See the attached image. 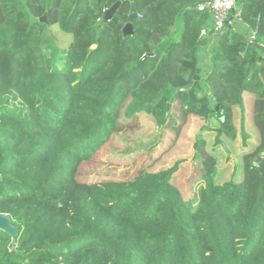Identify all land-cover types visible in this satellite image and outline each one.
<instances>
[{
	"label": "trees",
	"instance_id": "1",
	"mask_svg": "<svg viewBox=\"0 0 264 264\" xmlns=\"http://www.w3.org/2000/svg\"><path fill=\"white\" fill-rule=\"evenodd\" d=\"M209 1L0 0V214L18 227L14 246L0 231V264H264V0H235L240 21L206 49ZM246 98L256 143L217 184L214 147L236 141ZM138 114L172 144L190 119L215 133L192 145L190 198L179 161L131 180L83 170Z\"/></svg>",
	"mask_w": 264,
	"mask_h": 264
},
{
	"label": "rangeland",
	"instance_id": "2",
	"mask_svg": "<svg viewBox=\"0 0 264 264\" xmlns=\"http://www.w3.org/2000/svg\"><path fill=\"white\" fill-rule=\"evenodd\" d=\"M57 39L65 44L68 37L57 33ZM252 102L245 100V113L243 119L238 110L233 114V126L236 130V141L227 139L223 141L228 145V151L220 146L214 147L217 157V175L215 182L221 184L234 176V169L240 164L242 154L246 148L252 147L257 140V133L250 124L249 106ZM125 130L113 137L112 143L99 155V162L83 167L90 169L95 181L104 180H131L142 166L152 165L153 170L168 169L174 163L180 162L178 172L173 178V184L190 198L196 192L197 182L200 179V168L193 161V143L201 134L207 142V149L211 151L215 133L202 131V124L190 119L184 127L176 144L171 141L173 133L157 130L154 122L145 114H138L133 119L121 117ZM243 121V134L248 136L245 145L240 124ZM211 127L216 129L219 124L215 121ZM256 163V162H255ZM241 176V175H240Z\"/></svg>",
	"mask_w": 264,
	"mask_h": 264
},
{
	"label": "built area",
	"instance_id": "3",
	"mask_svg": "<svg viewBox=\"0 0 264 264\" xmlns=\"http://www.w3.org/2000/svg\"><path fill=\"white\" fill-rule=\"evenodd\" d=\"M197 9L209 13V20L199 34V39L206 42V49L212 47L236 20L240 21V10L234 12L233 16L230 15L235 10V0H211L199 5ZM254 37L255 31H251L247 36V42L253 43Z\"/></svg>",
	"mask_w": 264,
	"mask_h": 264
},
{
	"label": "water",
	"instance_id": "4",
	"mask_svg": "<svg viewBox=\"0 0 264 264\" xmlns=\"http://www.w3.org/2000/svg\"><path fill=\"white\" fill-rule=\"evenodd\" d=\"M119 5V2L115 3L109 10L106 11V17L109 18L113 12L115 11V9L117 8V6ZM137 18L136 13H135V9L134 6L131 5V9H130V13H129V22L124 26L123 28V34L124 35H128L132 33L131 30V23ZM45 15H43L40 18V22H45ZM264 52V50H263ZM199 70H196V74L193 77V80L189 83V85L186 88H189L194 81H198L199 80ZM216 110L218 109V105L215 108ZM259 161V157H256L254 159V162H258ZM255 163V165H257ZM0 231L6 232L10 235L11 237V245L14 246L16 243V236L18 234V227L13 225L11 222V219L9 218V216L7 215H3L0 214Z\"/></svg>",
	"mask_w": 264,
	"mask_h": 264
}]
</instances>
